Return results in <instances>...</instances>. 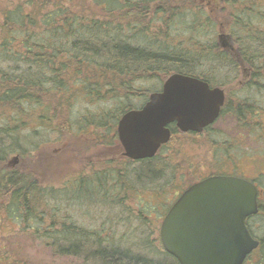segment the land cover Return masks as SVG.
I'll use <instances>...</instances> for the list:
<instances>
[{"label": "trees", "instance_id": "obj_1", "mask_svg": "<svg viewBox=\"0 0 264 264\" xmlns=\"http://www.w3.org/2000/svg\"><path fill=\"white\" fill-rule=\"evenodd\" d=\"M4 1V7L0 6V163L9 154L33 150L34 142L20 131L30 120L45 122L43 114L52 108L64 112L67 101L55 96L67 99L72 84L86 95L95 90L96 97L117 101L134 94L127 90L135 81L148 80L156 72L195 76L222 89L242 72L248 77L242 91L264 92V11L250 6L249 0H230L234 4L230 21L219 23L218 29L193 0ZM82 1L98 14L81 11ZM73 7L80 8L73 11ZM118 11L125 12V17L115 24ZM123 25L133 44L115 39ZM223 26L230 34L231 48L223 49L215 41ZM218 71L225 76L217 79ZM230 73L234 76L229 77ZM42 93L51 94L58 108L42 104ZM231 99L232 91L226 92L220 116H234L243 128L251 121L252 130L264 129L262 101ZM47 120L52 122L50 117ZM92 190L90 195L77 191L74 196L95 198L97 192ZM57 194L53 188H42L29 173L0 168V219L34 228L32 233L44 236L49 240L45 244L59 254L81 256V249L98 264H156L105 240L109 237L100 231L79 226L69 214L60 218ZM44 199L46 210L41 208ZM45 219L49 220L47 228Z\"/></svg>", "mask_w": 264, "mask_h": 264}, {"label": "rangeland", "instance_id": "obj_2", "mask_svg": "<svg viewBox=\"0 0 264 264\" xmlns=\"http://www.w3.org/2000/svg\"><path fill=\"white\" fill-rule=\"evenodd\" d=\"M231 1L192 2L212 17L218 29L219 23L225 24L230 21L234 6ZM249 2L256 10L264 11V3L261 0ZM87 3L82 1L84 9L79 7L81 11L98 14V11L89 8ZM4 4L6 2L0 0L2 8ZM79 8L72 9L77 11ZM124 15L125 12L118 11L116 21L111 18L107 20L111 19L116 24L117 19L125 17ZM147 18L151 19L152 15H148ZM145 19L146 17L142 22ZM156 23H159L158 20ZM120 27L115 29L118 30ZM226 27L223 26L221 29L231 42ZM221 29L215 37L218 44ZM115 39L133 44L124 25L122 33ZM223 71L216 72L217 79L225 76ZM171 73L156 72L153 74L154 77L148 80L135 81L127 90L134 94L125 98L122 96L117 101L104 96L96 97L95 90L90 91L92 94L86 95L83 89L72 84L67 99L55 96L57 100L67 101L64 112L60 113L56 108H52L53 112L43 111L45 122L30 120L26 124L27 128L24 127L20 131V134L29 137L27 141L34 142L33 150L24 155L9 154L5 161L0 163V168L19 169L35 177L42 188L57 190L60 218L69 214L71 221L92 231H100L104 237H109L105 240L113 241L121 249H128L132 254L152 259L156 264H173L159 242V225L163 213L160 215L157 208L163 210L165 207H161L162 202L170 204L188 185L215 170L217 167L215 162H218L217 158L224 156L223 153L226 152L224 148L228 146L229 139L233 142L239 139V146H243L238 149V155L244 152L247 155L241 162L247 174L250 172L253 174L256 167L264 168V129L252 130L251 121L243 128L234 116L224 114L211 126L218 132L217 137H214L216 142L206 141V136L199 139L197 136L175 135L154 158L134 164L126 162L127 160L122 157L123 149L119 143L105 146L106 140L103 138L106 133L104 127L99 126L106 121L115 124L114 121L123 110L142 105L151 92L161 89L163 82ZM228 76L234 74L230 73ZM247 82L248 77H244L240 72L233 83L224 87V90L227 94L232 91L231 100L258 98L264 104V92L258 94L255 91H242L243 85ZM143 94L145 96H142ZM40 97L42 104H54L58 108L51 94L42 93ZM48 117L52 122H48ZM63 121H68V126H63ZM32 128L34 131L30 132ZM92 136L96 137L99 146L92 140ZM223 141L225 145L222 144ZM115 159L121 160L120 163H115ZM106 162L107 167L100 169ZM113 166L117 169H113ZM114 170L120 173H114ZM103 180L107 181L106 186ZM114 185L115 189L110 190ZM90 190L97 192L93 194L95 198L79 200L74 196L77 191L90 195ZM67 197L69 199L65 200ZM46 200H42L43 210H46ZM45 222L44 227L48 226L49 220L45 219ZM250 229L255 237L262 240L263 245L258 252L250 254L246 264H264V216L259 215L251 219ZM33 230L34 228L25 227L18 222L0 219V256L3 254L6 257L0 259V264H98L92 261V258H87L81 249L79 250L81 256L63 255L53 251L45 244L49 240L33 234Z\"/></svg>", "mask_w": 264, "mask_h": 264}, {"label": "water", "instance_id": "obj_3", "mask_svg": "<svg viewBox=\"0 0 264 264\" xmlns=\"http://www.w3.org/2000/svg\"><path fill=\"white\" fill-rule=\"evenodd\" d=\"M220 33V47L231 48ZM224 91L182 73H172L160 91L138 110L124 113L117 134L124 155L135 160L154 156L169 139L167 125L201 131L218 117ZM256 189L240 178L210 176L185 189L163 218L159 238L179 264H242L258 246L245 219L255 214Z\"/></svg>", "mask_w": 264, "mask_h": 264}, {"label": "flooded vegetation", "instance_id": "obj_4", "mask_svg": "<svg viewBox=\"0 0 264 264\" xmlns=\"http://www.w3.org/2000/svg\"><path fill=\"white\" fill-rule=\"evenodd\" d=\"M143 104L140 105L137 108H128V109L124 110L120 114V116L116 118V121H114L115 124H113L112 122L111 123H108V122L106 123V126L104 127V131H105L106 134H105V137L103 138L104 140H106L105 143H104L105 146H107V145L108 146L109 145L112 146V145H116L117 143L120 144L119 139H118V134H117V124H118V121H119L120 117L125 112H127L129 110L141 108L143 106ZM212 125L213 124L204 127L199 132H196V131H185V132H182L176 127L175 123H171V124L167 125V127H168V129L170 131V139H171L172 136H175V135H189V136H194V137L197 136L199 139H200V137L203 138V137L206 136L205 137L206 141H209V142L213 143V142H216L214 140V137H217L218 132L216 130L212 129V127H211ZM220 134L224 135L223 133H220ZM92 140H94L95 143H97L96 145H98V146L100 145L96 141V137L95 136H92ZM229 141L230 142H228V146L226 148H224V150L226 151V152L223 153L224 156L217 158L218 162H215V164L217 165L215 170H213V171H211V172H209V173H207L205 175H202L201 178H199L197 181L191 183L190 185H192V184H194V183H196L198 181H201V180H203L205 178H208L210 176H216V175L237 177V178L243 179V180L251 183L256 189V205H257V213L254 214V215L246 217V220H245L246 226H247L248 230L251 232V229H250V221H251V219H253V218H255V217L259 216V215H263L264 216V168L261 169V168L256 167L255 169H253L254 170L253 174H251V172H250V174H247L245 169H243L242 164H241V162L243 161V159L247 155H246L245 152L241 154L242 156L238 155V149L243 148V146L242 147L239 146L240 145L239 139L237 141H235V142H233L230 139H229ZM222 144L225 145V142L223 141ZM165 145L166 144L162 145L159 148L157 154L160 153L163 150V148H165ZM122 149H123V147H122ZM121 153H122V157H124L127 160L126 162H131L132 164H134L136 162L150 160V159L154 158L157 155L156 154L154 157H152L150 159L133 160V159H130V158H128V157H126L124 155V149H123V152H121ZM120 161L121 160H116L115 159V163H120ZM103 165L104 166H102L100 169H105L107 167V162L105 164H103ZM113 169H117V167L113 166ZM113 172L114 173H118V172L120 173V171H117V170H114ZM103 182H104V180H103ZM190 185H188L186 188H188ZM185 189H183V191ZM181 193H182V191H181ZM175 200L176 199L171 201L170 204H169V202H166V203L162 202L161 203V207L164 206L165 208L163 210H161V211L157 208V212L160 213V215H161V213H163V217H164L165 214L167 213V211L169 210V208L171 207V205L174 203ZM252 236L254 238H256L257 240H259V246L254 251H252V253H254L256 251L257 252L259 251V248L262 247L263 242H262L261 239H258L253 234H252ZM249 256L246 258V260L249 258ZM246 260L244 261V264H246Z\"/></svg>", "mask_w": 264, "mask_h": 264}]
</instances>
